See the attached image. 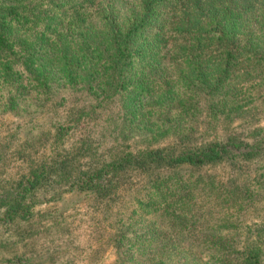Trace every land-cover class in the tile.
Listing matches in <instances>:
<instances>
[{
	"label": "trees",
	"instance_id": "trees-1",
	"mask_svg": "<svg viewBox=\"0 0 264 264\" xmlns=\"http://www.w3.org/2000/svg\"><path fill=\"white\" fill-rule=\"evenodd\" d=\"M63 85L96 107L118 103L128 123L168 110L154 129L175 137L167 144L156 136L74 170L61 160L62 188L105 207L123 179L141 175L116 223L119 254L136 253L137 264H264V225H242L250 210L264 218V124L231 126L264 96V0H0V109ZM199 112L196 134L166 124ZM51 166L31 164L0 190V231L57 195L45 183Z\"/></svg>",
	"mask_w": 264,
	"mask_h": 264
},
{
	"label": "rangeland",
	"instance_id": "rangeland-1",
	"mask_svg": "<svg viewBox=\"0 0 264 264\" xmlns=\"http://www.w3.org/2000/svg\"><path fill=\"white\" fill-rule=\"evenodd\" d=\"M55 87L42 98L32 95L22 107L0 109V190L14 184L28 172L31 164L46 161L55 163L49 169L50 180L45 182L46 186L56 187L57 193L53 196L49 192L41 197L28 221L0 231V264H137L136 253L119 254L113 235L118 218L128 211L134 195L141 192V175L123 179L112 205L105 207L93 193L62 188L61 160L69 157L74 162L68 166L69 170H74L78 164L85 165L89 160H109L129 150L127 146L144 148L149 141H153V145L156 136L159 143L167 144L175 137H170V132H162L160 136L161 129H154L156 123H162L161 119L168 116V110L162 108L157 114L128 123L118 114L120 105L116 102L107 101L96 107L84 96L83 90L69 85ZM200 105H204L203 99ZM83 108L87 112L82 111ZM201 116L199 112L184 116L183 121L173 119L166 124L179 122L185 131L196 134L201 127ZM238 120L231 124L236 131L263 125L264 96L258 99L254 116L248 122ZM219 171L211 167L205 173ZM121 222L124 224L122 219ZM256 224L264 225V218L254 216L250 210L242 225H248V229L249 225L255 228ZM261 231L264 233V227Z\"/></svg>",
	"mask_w": 264,
	"mask_h": 264
}]
</instances>
